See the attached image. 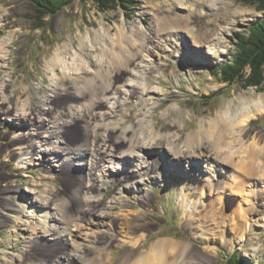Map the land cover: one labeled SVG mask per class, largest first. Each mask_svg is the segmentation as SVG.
Returning a JSON list of instances; mask_svg holds the SVG:
<instances>
[{"label":"bare ground","instance_id":"1","mask_svg":"<svg viewBox=\"0 0 264 264\" xmlns=\"http://www.w3.org/2000/svg\"><path fill=\"white\" fill-rule=\"evenodd\" d=\"M177 2L188 6L189 11L164 18L148 36L110 38L102 47L103 38L94 31L86 36L89 47L80 43V48L69 51L67 57L65 49H57L45 64L53 74L50 92L43 88L44 83L32 82L28 87L34 96L27 95L26 87L19 89L15 101L8 93L0 94V120L13 124L8 150L9 156L18 161L16 167L41 166L46 177L59 180L62 186L61 190L44 187L39 198H32L33 207L24 213L13 202H5V211L0 209V222H11L15 228L28 226L31 231L27 243L38 246L37 257L29 262L24 252L14 255L21 264H210V245L216 236L227 233L243 239L246 235L253 215L251 205L262 204L264 194V132L249 136V121L264 113V92L239 99L236 106L233 101L227 103L213 119L201 121L190 133L171 121L154 126L156 106L148 107L142 92H157L155 87L150 88L154 81L160 84L154 74L160 59L155 58L153 50L163 49L167 37L176 39L184 29L200 44L193 53L200 52L206 59L220 57L225 52L222 39L232 30L235 18H246L248 13L242 8L229 13L230 2L226 0ZM215 10L224 12L216 14ZM204 14H216L214 32L187 27ZM95 43L101 46L97 60L91 52ZM6 45L0 44V71ZM166 56L171 57L169 52ZM4 83L5 87L9 85ZM136 98L140 99L138 110L124 128L115 119L128 121L131 100ZM184 158L186 164L180 168L179 161ZM119 162L124 165L118 166ZM165 164H169L167 171L184 176L177 189L181 219L202 246L164 237L145 246L152 223L141 211L133 214L135 228L141 232L136 238L126 237L124 221L118 224L133 213L134 201L148 208L153 196L150 179L158 178L152 173ZM109 186L115 187L116 194L108 200L92 195ZM116 204H123L126 212L112 214L110 210ZM93 216L100 224L90 227V233L102 251L96 258L87 259L83 255L85 238L71 232V226L76 220ZM121 232L123 238H117ZM68 239L74 243L72 251L65 249ZM123 246L126 249L117 258L107 251Z\"/></svg>","mask_w":264,"mask_h":264},{"label":"rangeland","instance_id":"2","mask_svg":"<svg viewBox=\"0 0 264 264\" xmlns=\"http://www.w3.org/2000/svg\"><path fill=\"white\" fill-rule=\"evenodd\" d=\"M226 1L230 2L229 13L235 8H242L248 14L246 18H235L231 25L232 30L222 39L221 46L225 50L222 56L206 59L200 52L193 53L194 47L200 44L184 29L179 31L181 36H177L176 39L167 37V43L163 49L153 50L155 58L160 59L159 65L154 70L160 84L154 81L150 88L155 87L157 92L149 95L143 91L142 98L147 101L148 107L156 106L153 110L152 124L154 126L159 124L162 127L165 122L171 121L180 123L183 131L190 133L201 121L213 119L217 111L224 109L227 103L233 101L236 106L239 99L258 96L264 92V83L258 89L245 87L240 81L226 85L217 74L210 73L211 67L232 59L236 33L247 32L248 26L263 15V12L256 10L254 5H246L238 0ZM188 8L186 5L178 4L177 0H136V6L133 9L126 10L118 6L116 9L101 12L96 9L92 0H74L54 16H46L40 21L36 18L34 6L29 1L0 0V44L2 42L7 44L6 57L0 71V94L8 93L15 101L19 89L23 87L28 88L27 95L32 94L28 87L32 82L40 85L44 83L43 88L50 92L53 74L45 64L57 49H65L67 57L69 51L80 48V43L89 47L90 42L86 38L88 32H98L103 38L100 45L104 47V41L110 38L118 40L123 35L134 34L148 36L155 25L164 18L185 15L189 11ZM222 12L224 10H217L216 14ZM216 14H204L191 20L187 27L190 29L196 27L197 32L209 28L212 33L215 30L213 19L216 18ZM203 43L206 44L205 41ZM95 45L96 48L91 49V52L94 60H97L100 57L101 46L98 43ZM168 52L171 57L166 56ZM197 57L199 59L196 62ZM4 81L9 83L7 87L3 85ZM139 87L141 89L143 85L140 84ZM24 98L25 96L21 97L22 100ZM139 103V98L132 99L130 103L132 112L127 118L128 121L116 117L115 122H121L124 128L128 126L134 120L133 113L138 110ZM249 129L250 138L258 131L264 132V113L251 118ZM12 136L13 124L0 120V209L6 208L5 202H13L21 206L24 213L33 207L32 198H39L44 187L61 190L62 186L59 180L46 177L42 173L41 166L27 165L22 169L17 168L18 161L9 156L8 150L10 149L8 143ZM249 142L250 140L247 143ZM185 160L184 158L179 161L180 168L186 164ZM117 165L124 164L119 162ZM168 166L169 164H165L164 167L152 173L158 178L150 179L149 188L153 191V196L148 203V208L145 209L134 201L133 213L128 214L127 219L119 220L118 224L124 221L126 237L129 235L131 238H136L141 232L135 228L136 221L133 214L135 211H141L144 212L146 220L152 223L151 231L146 233L145 246L160 237L186 240L195 246H202V241L198 238V240L194 239L193 232L184 226L181 219L182 209L179 207L181 197L177 189L184 181V176L176 171H167ZM114 188L109 186L93 191L92 195L96 194L95 196L105 201L116 194ZM41 200L45 201L44 198ZM260 203L262 204L259 206L251 205L253 215L246 226V235L243 239L240 235L230 236L226 233L222 237L216 236V240L211 241L213 262L210 264H225L226 258L233 251H237L245 264H264V224H262L264 194L261 196ZM230 204L234 205V202L231 201ZM122 206L123 204H116L110 212L115 215L126 212ZM21 217L24 218V215L21 214ZM98 224L100 221L93 216L76 220L73 227L71 226L73 229L71 232L76 231L80 238H85L82 241L85 244L83 255L87 259L96 258L102 251L100 244L95 243L94 235L90 233L91 228H95ZM77 225H81L82 228L76 227ZM30 231L28 226L15 228L11 222H0V264H21L16 256L22 255V252L27 262L32 257H37L38 246L32 247L30 242L27 243ZM118 235L117 238H123L124 233L121 232ZM72 246L74 247V243L71 239L65 241L66 251H72ZM125 249L124 246L110 247L107 251L117 258ZM253 250H255L254 253Z\"/></svg>","mask_w":264,"mask_h":264},{"label":"trees","instance_id":"3","mask_svg":"<svg viewBox=\"0 0 264 264\" xmlns=\"http://www.w3.org/2000/svg\"><path fill=\"white\" fill-rule=\"evenodd\" d=\"M40 21L46 16H54L74 0H27ZM98 11L104 12L121 6L126 10L136 6V0H92ZM246 5H254L263 12L262 17L248 26L245 33H236L235 51L232 59L210 68V73L217 74L223 83L231 85L243 82L245 87L260 88L264 83V0H238ZM217 94V93H215ZM214 94V95H215ZM206 98V97H205ZM225 264H245L237 251H233Z\"/></svg>","mask_w":264,"mask_h":264}]
</instances>
